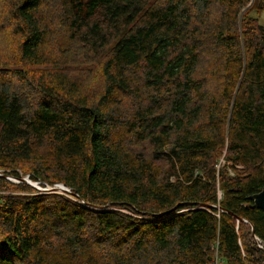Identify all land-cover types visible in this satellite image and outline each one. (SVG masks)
<instances>
[{
  "label": "trees",
  "instance_id": "trees-1",
  "mask_svg": "<svg viewBox=\"0 0 264 264\" xmlns=\"http://www.w3.org/2000/svg\"><path fill=\"white\" fill-rule=\"evenodd\" d=\"M44 1L0 13L18 37L0 56V172L87 206L0 176V264H264V0H62L101 54L94 97L56 62L35 77Z\"/></svg>",
  "mask_w": 264,
  "mask_h": 264
},
{
  "label": "rangeland",
  "instance_id": "rangeland-1",
  "mask_svg": "<svg viewBox=\"0 0 264 264\" xmlns=\"http://www.w3.org/2000/svg\"><path fill=\"white\" fill-rule=\"evenodd\" d=\"M8 1L10 3V0H0V13L6 12L7 7L9 6ZM62 3H63L62 0H45L42 5L41 9H42V12H44L43 17L46 19V22L48 23V25H50L52 29V34H50V39L46 44V51L49 54L50 60L52 62L46 64L45 66L33 67L32 71L35 77H37L38 76L37 74L41 70L49 69V67L53 65L51 63L56 62V66L61 67L64 71L70 73L73 76H76L81 81L84 92L94 97L102 90V87H103V79L101 75V62H100L101 54L99 55L97 53H92L88 51L86 48L92 51H95V50L89 44H84V45L82 44L83 43L82 38L85 36H82L81 33L79 34L77 31H74L72 26L70 25L71 21L74 18L75 11L62 5ZM76 11L81 16L88 18L83 10H76ZM254 15L256 16L257 14L254 13ZM78 19H79V16H78ZM93 19L99 20V23L102 24L100 22L102 21L100 17H93ZM260 19L262 23L264 24V14L260 16ZM6 23L9 24L12 22L7 20ZM3 29L9 32L10 26L4 25ZM77 34L82 38L76 36ZM17 40H18V37L15 36L14 34L8 35V34H3L2 32H0V56H12V58L16 57L18 53V50L16 49ZM111 44H113V42ZM213 59L214 58H212L211 61ZM220 63H221V60H220ZM218 80L219 79H217L215 82H212V83L209 82V84H207V88L216 86V84H218ZM20 82L21 81H19L17 78L13 80V83L16 84L17 89H20L23 91L24 86H19ZM10 84L12 86L11 82ZM37 98L38 96L36 95V93L30 90H27L26 96H24L26 106L32 108V106L36 104ZM137 103H138V100L136 98L127 99V104L129 106H132V105L135 106ZM126 139L131 140V142L135 141L134 139H130L129 135H126ZM134 148L136 149V151L138 152L142 151L145 153V155L149 156L152 146L149 144H142V145L134 146ZM160 164L162 166L165 165L164 162H160ZM21 174L22 176H26V177L29 176L28 175L29 172L24 173L23 171H21ZM9 176H11L9 180L18 183L19 179H17V177L12 176V175H9ZM32 181L36 183L35 186H33L35 188H37V186L46 187L47 185L50 186L49 188H52L53 186L60 185L59 182L53 183V184L45 183L43 185L39 181H36V180H32ZM17 193L23 194L24 192H17ZM55 193H60L68 197H71V194H68L65 191H55ZM79 202L87 206V204L83 200L79 199ZM110 209L133 214V212L126 207L113 206Z\"/></svg>",
  "mask_w": 264,
  "mask_h": 264
},
{
  "label": "water",
  "instance_id": "water-1",
  "mask_svg": "<svg viewBox=\"0 0 264 264\" xmlns=\"http://www.w3.org/2000/svg\"><path fill=\"white\" fill-rule=\"evenodd\" d=\"M0 176H4V177H6L8 179L11 178V176H9V175H7L5 173H1V172H0ZM28 177L22 176V177L17 178V179H19L18 182H26V183H29L32 186H35L36 183L34 181H32L31 179H29L30 177L29 178ZM13 178H15V177H13ZM65 187H66V185L63 184V183H60V185H58V186H53L52 188H47V187L41 188V187L37 186L38 189H40L41 191H44L46 193L55 192V191H65V192H67V189ZM250 198L254 200V205L255 206H257L258 208H261V209L264 210V187L261 189V191L251 195ZM239 219L243 220L242 218H239Z\"/></svg>",
  "mask_w": 264,
  "mask_h": 264
},
{
  "label": "built area",
  "instance_id": "built-area-1",
  "mask_svg": "<svg viewBox=\"0 0 264 264\" xmlns=\"http://www.w3.org/2000/svg\"><path fill=\"white\" fill-rule=\"evenodd\" d=\"M39 187L44 188L45 186H39ZM46 187L49 188L50 186L47 185ZM65 188L67 189V193L71 194V198L79 201V199L77 198L78 194H75L71 187L66 186ZM254 238H255V242H256L257 246L260 248H264V242L260 238H258L257 236H255Z\"/></svg>",
  "mask_w": 264,
  "mask_h": 264
}]
</instances>
